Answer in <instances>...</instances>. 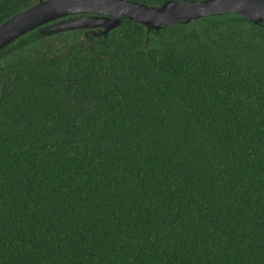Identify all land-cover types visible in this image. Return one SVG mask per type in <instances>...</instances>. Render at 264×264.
<instances>
[{"label": "trees", "instance_id": "obj_1", "mask_svg": "<svg viewBox=\"0 0 264 264\" xmlns=\"http://www.w3.org/2000/svg\"><path fill=\"white\" fill-rule=\"evenodd\" d=\"M38 1L0 0V24ZM0 264H264V22L3 48Z\"/></svg>", "mask_w": 264, "mask_h": 264}, {"label": "water", "instance_id": "obj_2", "mask_svg": "<svg viewBox=\"0 0 264 264\" xmlns=\"http://www.w3.org/2000/svg\"><path fill=\"white\" fill-rule=\"evenodd\" d=\"M233 13L255 24L263 23L264 0H166L157 6L132 0H39L0 24V51L42 25L49 31L101 27V32L108 34L125 19L142 23L149 30H159L172 23ZM81 14L88 15L66 19Z\"/></svg>", "mask_w": 264, "mask_h": 264}, {"label": "rangeland", "instance_id": "obj_3", "mask_svg": "<svg viewBox=\"0 0 264 264\" xmlns=\"http://www.w3.org/2000/svg\"><path fill=\"white\" fill-rule=\"evenodd\" d=\"M68 19H72V18H68ZM103 27V26H102ZM99 28H101V27H99Z\"/></svg>", "mask_w": 264, "mask_h": 264}]
</instances>
